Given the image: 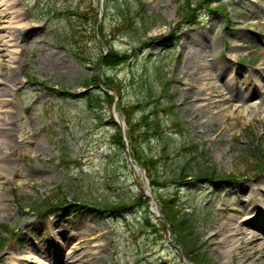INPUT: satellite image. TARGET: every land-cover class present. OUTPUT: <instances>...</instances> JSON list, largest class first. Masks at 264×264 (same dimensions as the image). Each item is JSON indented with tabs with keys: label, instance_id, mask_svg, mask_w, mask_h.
Wrapping results in <instances>:
<instances>
[{
	"label": "rangeland",
	"instance_id": "obj_1",
	"mask_svg": "<svg viewBox=\"0 0 264 264\" xmlns=\"http://www.w3.org/2000/svg\"><path fill=\"white\" fill-rule=\"evenodd\" d=\"M189 1L197 9L201 0ZM187 2L102 0L101 13L99 0H15L21 20L10 29L15 20L0 6V105L19 125L0 145V264H186L164 228L144 229L146 182L196 219L206 264H264V168L254 174L264 143V0H215L195 24L182 18ZM11 32L15 45L2 39ZM110 49L134 55L97 67ZM98 76L118 84L123 105L142 104L135 120L157 115L162 134L137 152L167 157L146 181L111 142V104L87 102L97 82L83 83ZM189 145L195 155L181 152ZM193 157L236 179L180 181L179 166ZM136 196L122 214L83 207ZM49 197L62 204L32 211Z\"/></svg>",
	"mask_w": 264,
	"mask_h": 264
},
{
	"label": "trees",
	"instance_id": "obj_2",
	"mask_svg": "<svg viewBox=\"0 0 264 264\" xmlns=\"http://www.w3.org/2000/svg\"><path fill=\"white\" fill-rule=\"evenodd\" d=\"M202 2H204V4H208L209 2H211V0H202ZM185 17L186 19H188L189 22L194 20L195 18L194 9L189 7L187 13L185 14ZM127 58H128L127 55L119 54L117 52H110L107 55H105V57H102L101 61L104 66L105 65L106 66H116L119 63L125 62ZM99 63H100V59L97 61V65ZM104 83L108 84L111 87L113 85V83L110 82L109 78L106 81H104ZM85 84L90 85L91 83H89V81H86ZM59 92L61 94H66L71 97L77 96L75 93L72 94L70 92H66L65 90L59 91ZM93 97H98V95L93 96V92L90 93L88 95L89 101H92ZM105 99L112 102V97L110 95L106 94ZM120 108H121V111H123L126 116V122L128 124L127 133H128L129 143H131L132 147H134L135 149H136V145L138 144V142H141V140L147 139L149 134L158 132V125L155 124V122H152L153 119L149 121L146 115L141 116L139 120H134L131 117L132 113L134 112L133 109L136 108L135 106L128 105V106H123V107L121 106ZM153 121H156V120H153ZM151 123H154V124L151 125ZM113 133H114L113 138H112L113 142L117 144V146L119 145L121 146V133L119 131V128L116 125H115V129ZM135 154H136V159L140 162L141 165H144L147 172H150L151 170H153V168H155L158 165V163L162 160V156H161V160H159L158 158L157 159L156 158L143 159L139 154L136 153V150H135ZM262 154L264 157V152ZM193 171H195L194 168L183 166L178 172V174H180L179 178L184 179V177H186V175H188L189 172H193ZM198 171L200 170H197L196 172ZM198 175L205 177V178H208V177L213 178V176H215L213 171L211 173L210 172L208 173L200 172V174ZM230 176L216 175L218 179L222 177H230ZM154 183L158 184L159 182L154 180L153 184ZM51 200L52 198L50 197V198H46V200L40 201V203L35 206L37 212L43 213V211H45L48 208H51L53 206L57 207L60 201H57L56 204H53ZM128 205H129V202L122 200L121 202L116 203V204H113V203L105 204L102 208L98 210V212L100 214L105 213V212H111V211L120 212V210L126 209ZM161 207L163 208V213L165 214V217L168 218L169 222L172 224V227L174 228L176 232L177 242L180 245H182L183 250H185L189 258H193L194 260H196V264H201V262L204 261L203 258L200 257V255L202 254V252L200 251L201 245H199L198 239L193 237L195 234L194 228H193L194 225H192V221L189 222L190 217L185 218L183 215H179L181 213L180 208L178 206L176 207L175 203L169 198H161ZM144 219L146 222H148L147 211H145Z\"/></svg>",
	"mask_w": 264,
	"mask_h": 264
},
{
	"label": "bare ground",
	"instance_id": "obj_3",
	"mask_svg": "<svg viewBox=\"0 0 264 264\" xmlns=\"http://www.w3.org/2000/svg\"><path fill=\"white\" fill-rule=\"evenodd\" d=\"M0 6L2 7V11L4 12H9L11 14L10 18L12 20H15V21H8V25L7 28L10 29L12 25V23H16L15 26L17 24H19V21L21 20V18H18V10L15 8V0H1L0 2ZM13 35V32H11L10 34H7V37L6 38H2L4 40V42L6 43H10V45H15L14 44V40L13 38L11 37ZM14 49H16V46H14ZM14 60H11V62H13ZM0 102H3L2 99H0ZM0 109H3V110H0V111H3V112H0V145H8L10 143V141H12L11 139H9V133L6 132V129H8L10 126V124L14 125L15 127L19 126V125H16V123L10 119V117L8 116V112H7V105H0ZM9 117V118H8ZM29 154H33V151H29ZM2 171V168H1V163H0V175H1V172ZM2 207H0L1 209ZM245 218H249V217H245ZM242 227L239 226L237 228V230H241ZM226 239H228V236H223V242L226 241ZM232 242L231 244H226V248H231L232 246H235L237 243H238V240H234V238H232ZM34 249H36L34 247ZM29 250H31V247L29 248ZM27 253H29V251H27Z\"/></svg>",
	"mask_w": 264,
	"mask_h": 264
}]
</instances>
